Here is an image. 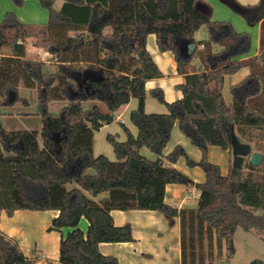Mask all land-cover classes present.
Instances as JSON below:
<instances>
[{"label": "trees", "instance_id": "1", "mask_svg": "<svg viewBox=\"0 0 264 264\" xmlns=\"http://www.w3.org/2000/svg\"><path fill=\"white\" fill-rule=\"evenodd\" d=\"M40 1L48 10L45 23L21 22L10 11L0 21V48L14 51L0 57V106L21 99V79L37 89L41 117L39 131L6 130L0 122V210L10 215L15 209H57L49 229L70 227L60 238L59 264H118L115 256L98 250L100 242L133 239L128 227L113 223V209L178 216L181 264H217L223 240L228 253L236 227L264 237L263 160L252 165L247 156L240 169L230 165L222 175L206 157L209 144L231 154V132L264 155V0L253 7L234 6L248 21L261 20L259 55L247 59L241 57L250 52V35L228 21L212 20L206 8H195L197 0H63L59 10L52 8L53 0ZM202 26L206 39L196 40L194 34ZM69 28L78 32L68 35ZM150 33L159 50L173 53L183 77L176 86L182 97L172 102L164 100L160 88L150 89L166 113L144 111L145 81L162 75L145 47ZM30 37L50 53L56 71L44 73L42 61L23 57V42ZM194 56L199 67L188 72ZM245 65L250 73L230 86V103L210 93L212 81L221 85L225 75ZM131 97L137 99L129 114L137 134L126 127L125 140L107 134L114 159L94 156L93 132L111 123L116 109ZM51 100L66 102L51 113ZM87 100L101 102L106 111L95 104L84 107ZM175 121L201 151L199 161L190 160L180 146L162 154ZM142 145L156 158L140 154ZM180 156L205 174V180L195 184V208L164 201L166 184L193 183L172 165ZM81 216L88 221L85 232L78 227ZM0 264H32L1 231Z\"/></svg>", "mask_w": 264, "mask_h": 264}, {"label": "crops", "instance_id": "2", "mask_svg": "<svg viewBox=\"0 0 264 264\" xmlns=\"http://www.w3.org/2000/svg\"><path fill=\"white\" fill-rule=\"evenodd\" d=\"M260 1L197 0L194 6L198 10L206 8L205 11L212 20L228 21L236 31L247 32L251 37V49L248 54L241 57L247 59L256 58L259 55L261 20L248 21L242 14L235 10L234 6L253 7L258 5ZM62 3L63 0H53L52 8L59 10ZM9 11L13 12L16 18L24 23H45L48 20V10L42 5L40 0H22L20 5H16L12 0H0V21L3 20L5 14ZM77 32V30L72 28L67 30L68 35H74ZM105 33L109 34L110 29H105ZM204 37L206 38V32ZM35 43L36 38L33 37L27 38L23 42V57L42 61V71L44 73L54 72L44 71L52 66L57 68V66L54 60L51 59L49 61L46 59L49 52ZM145 47L162 75L145 81L146 96L144 99V111L146 113H166L167 108L165 104L152 97L150 95V89L160 88L164 100L166 102H172L182 97V91L176 86L183 81V77L177 71L173 53L171 51L159 50L154 34H147ZM200 47L202 46L200 45ZM13 52L12 47H1L0 57L12 55ZM198 67L199 60L198 64H192L190 62L186 70L191 72ZM249 73V66H242L236 72L225 75L221 85L212 81L208 86V90L210 93L215 94L220 102L230 103V86ZM89 102H92L90 106L95 104L98 107V103L93 100H88V104ZM16 103L18 101L14 104ZM136 105L137 99L131 97L128 103L116 109L114 119L111 123L103 124L98 130L93 132L92 150L94 156L101 154L97 151L102 144V138L106 140L107 134L114 135L117 140L121 141L126 139V133L123 127H126L133 135L137 134L136 126L129 119L130 111ZM103 107V111H106V107ZM99 109L101 108L99 107ZM4 112L7 111L4 110ZM0 116L2 117L4 115ZM5 116L12 117V115L8 114H5ZM115 123L120 124L121 129L112 128ZM97 145L98 150H96ZM176 146L182 147L190 160L194 162L200 160L201 151L181 132L177 121L172 125L170 137L162 149V154H169ZM251 151L255 152L252 149ZM139 153L150 159L156 158V154L150 151L145 145L140 146ZM261 155V161L263 160L264 162V155L262 153ZM107 157L110 158V156ZM206 157L210 162L219 166L222 175L228 173L231 165V154L227 149L216 144H209ZM172 165L178 171L185 174L193 183L190 185L181 183L166 184L164 188V201L176 208H195L199 195V190L195 184L205 180L203 170L198 165H189L185 156L178 157ZM85 194L90 196L88 192H85ZM102 196L104 195L94 196L93 199L98 200ZM58 213L59 211L57 209H15L8 215L2 209L0 210V231L18 245L22 253L32 261V264H59L60 238L61 235H64L70 230V227H63L60 231L49 229L52 219ZM110 215L115 225L129 228L133 239L124 242H100L98 244V250L102 254L115 256L118 264H181L180 223L178 216L166 215L157 210L146 209H113L110 211ZM87 225L88 221L81 216L78 221V227L85 232Z\"/></svg>", "mask_w": 264, "mask_h": 264}, {"label": "rangeland", "instance_id": "3", "mask_svg": "<svg viewBox=\"0 0 264 264\" xmlns=\"http://www.w3.org/2000/svg\"><path fill=\"white\" fill-rule=\"evenodd\" d=\"M107 30V29H106ZM204 27H200L195 32V38L196 40H203L205 37ZM206 39V38H205ZM36 45L40 46L39 43L36 40ZM42 47V46H40ZM44 48V47H43ZM46 50V48H44ZM47 51V50H46ZM47 60H51L52 57L50 53L46 56ZM192 64H198V57L194 56L191 60ZM55 66H52L51 68H47L44 71L51 72L55 71ZM16 73V72H15ZM18 90L19 95L21 99L18 101V103L13 105H1L0 106V122L4 128L7 130H19V129H27V130H37L39 131L41 128V117L37 113L38 112V92L35 87L30 88L23 84L22 80L19 79L18 81ZM94 101V100H93ZM66 101L63 100H51L48 102L47 107L48 111L51 113H56L58 109L65 104ZM98 103V108L100 107V110H104V105L99 101H94ZM88 100L83 101L84 107L90 106ZM7 111V112H4ZM18 112V113H17ZM5 114L12 115V117H7ZM112 128H118L121 129V125L115 123ZM102 144L99 147L96 146L97 152L105 155L110 156L109 159H114L113 152H112V146L111 144L102 138L101 140ZM252 150L255 149L251 148ZM232 159V156H231ZM103 195V194H102ZM215 241L213 237V242ZM226 242L223 240V243L221 245V258L217 261V264H264V237L263 234L260 232H257L255 230L246 231L243 230L240 227H236L234 230V233L232 235L231 240V249L226 252ZM216 252V249L213 248V253ZM217 258L214 254V261H216Z\"/></svg>", "mask_w": 264, "mask_h": 264}, {"label": "water", "instance_id": "4", "mask_svg": "<svg viewBox=\"0 0 264 264\" xmlns=\"http://www.w3.org/2000/svg\"><path fill=\"white\" fill-rule=\"evenodd\" d=\"M85 74H90L89 70L85 71ZM229 141L231 144V166L236 169L242 167L243 159L249 157V162L252 165H257L261 162L262 155L260 152L251 151V147L248 143H244L238 140L234 132L230 133Z\"/></svg>", "mask_w": 264, "mask_h": 264}]
</instances>
